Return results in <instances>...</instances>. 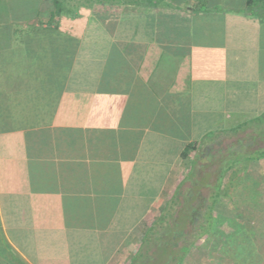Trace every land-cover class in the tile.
Returning <instances> with one entry per match:
<instances>
[{
    "label": "crops",
    "instance_id": "obj_1",
    "mask_svg": "<svg viewBox=\"0 0 264 264\" xmlns=\"http://www.w3.org/2000/svg\"><path fill=\"white\" fill-rule=\"evenodd\" d=\"M26 3L0 0V264H130L198 143L264 124V0Z\"/></svg>",
    "mask_w": 264,
    "mask_h": 264
},
{
    "label": "rangeland",
    "instance_id": "obj_2",
    "mask_svg": "<svg viewBox=\"0 0 264 264\" xmlns=\"http://www.w3.org/2000/svg\"><path fill=\"white\" fill-rule=\"evenodd\" d=\"M84 2L88 0H42L39 23L51 24ZM37 12L35 1L27 0L21 16L38 21ZM238 126L205 137L192 163L186 158L187 171L167 204L159 207L145 244L130 264H264V157H254L264 152V133L258 134L253 124ZM215 184L219 194L208 231L207 206ZM240 239L254 251L236 252ZM177 254L181 257L175 263Z\"/></svg>",
    "mask_w": 264,
    "mask_h": 264
},
{
    "label": "trees",
    "instance_id": "obj_3",
    "mask_svg": "<svg viewBox=\"0 0 264 264\" xmlns=\"http://www.w3.org/2000/svg\"><path fill=\"white\" fill-rule=\"evenodd\" d=\"M35 1V0H34ZM38 1V0H37ZM256 126V130L258 131V134L260 133H264V124H262V123H260V124H256L255 125ZM243 129V128H242ZM213 135H214V133H213ZM211 136H209V138H210ZM210 146L211 145H208L207 146V148L209 149L210 148ZM244 158H249V156L247 155V154H244V156H243ZM255 158H261V157H264V152H262L261 154H259V155H256V156H254ZM195 161V160H194ZM214 189V190H213ZM213 191L214 192H212L211 194H210V203H209V205L207 206V210H209V214H210V216H209V218H207V224H208V226H209V228H208V231H210L212 228H211V226H212V223H213V218H214V216H213V212H212V207H213V203L215 202V199H217V197H218V194H219V185H216L215 184V186L213 187ZM218 191V192H217ZM240 242H239V244H237L236 245V252H240V253H246V254H250L252 251H254V248H253V245L251 244V243H249V245L248 244H244L243 242H241V241H243V239H240L239 240ZM237 242H238V240H237ZM247 243V242H246ZM186 249V248H185ZM185 249H182V251H185ZM180 257H181V255L180 254H177V256H176V261H175V263H177V261L180 259ZM138 262H141L140 260H138Z\"/></svg>",
    "mask_w": 264,
    "mask_h": 264
}]
</instances>
